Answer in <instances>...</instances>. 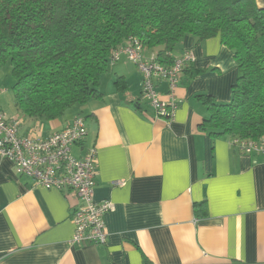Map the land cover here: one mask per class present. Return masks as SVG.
<instances>
[{
    "label": "crops",
    "instance_id": "0c3cea01",
    "mask_svg": "<svg viewBox=\"0 0 264 264\" xmlns=\"http://www.w3.org/2000/svg\"><path fill=\"white\" fill-rule=\"evenodd\" d=\"M255 1L264 9V0ZM186 51L193 62L179 78L169 124L141 99V75L125 56L100 77V98L59 119L24 116L0 89L7 118L22 119L20 135L47 136L76 115L85 118L86 137L73 154L96 148L94 200L113 204L103 218L106 243L71 246L73 196L32 184L0 155V264H264V155L241 154L231 136L199 129L208 112L198 95L231 100L239 74L233 52L218 37L193 35L173 56ZM196 204H203V217Z\"/></svg>",
    "mask_w": 264,
    "mask_h": 264
},
{
    "label": "trees",
    "instance_id": "16d2710c",
    "mask_svg": "<svg viewBox=\"0 0 264 264\" xmlns=\"http://www.w3.org/2000/svg\"><path fill=\"white\" fill-rule=\"evenodd\" d=\"M185 35L218 37L239 72L230 102L197 96L208 112L199 129L211 137L264 136V9L255 0H0V68L11 66L15 104L37 120L100 98V77L127 38L171 64ZM202 206L195 205L199 218Z\"/></svg>",
    "mask_w": 264,
    "mask_h": 264
},
{
    "label": "built area",
    "instance_id": "2783aa9c",
    "mask_svg": "<svg viewBox=\"0 0 264 264\" xmlns=\"http://www.w3.org/2000/svg\"><path fill=\"white\" fill-rule=\"evenodd\" d=\"M121 56L131 61L141 75V99L148 103L154 118L171 123L179 105L176 96L179 78L192 64L193 55L186 51L172 56L171 64H164L157 52L144 49L137 38L129 37L112 53L110 64ZM161 85L165 86L163 92ZM19 122L22 119L11 122L0 106V155L11 160L16 174L30 179L32 184L68 190L73 196L71 246L105 244L108 234L103 218L113 210V204L109 200H94L97 150L91 146L80 157L73 154L74 147L86 137L85 118L76 115L63 129L47 136L35 130L20 135ZM230 144L241 154L264 155V136L258 139L231 136ZM113 184L123 185V182Z\"/></svg>",
    "mask_w": 264,
    "mask_h": 264
},
{
    "label": "rangeland",
    "instance_id": "374dc122",
    "mask_svg": "<svg viewBox=\"0 0 264 264\" xmlns=\"http://www.w3.org/2000/svg\"><path fill=\"white\" fill-rule=\"evenodd\" d=\"M13 80L11 75V66L5 65L0 68V89L2 92H6L4 96L6 97V101L13 103L14 100V94L13 89L11 86V81Z\"/></svg>",
    "mask_w": 264,
    "mask_h": 264
}]
</instances>
